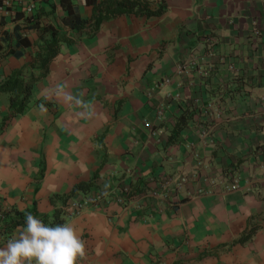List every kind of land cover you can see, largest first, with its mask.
<instances>
[{"label": "crops", "instance_id": "crops-1", "mask_svg": "<svg viewBox=\"0 0 264 264\" xmlns=\"http://www.w3.org/2000/svg\"><path fill=\"white\" fill-rule=\"evenodd\" d=\"M163 3L94 35L63 25L59 0L37 6L71 42L21 114L5 120L0 93V211L59 210L85 241L79 264H264V0ZM38 39L21 16L0 22V82L36 73Z\"/></svg>", "mask_w": 264, "mask_h": 264}, {"label": "trees", "instance_id": "trees-1", "mask_svg": "<svg viewBox=\"0 0 264 264\" xmlns=\"http://www.w3.org/2000/svg\"><path fill=\"white\" fill-rule=\"evenodd\" d=\"M79 2L82 5L91 6L90 18L87 21L82 20L77 7L70 0H59V6L66 13L62 18V23L73 31H86L89 35H94L98 30L99 24L110 18L121 15H137L146 18L157 17L165 10L163 0H157L156 4L154 0H79ZM24 22L27 29L39 31V39L33 56V63L37 65V70L36 73L32 71V64L24 65L0 82V93L9 95V114L5 117V120L24 111L29 102L33 85L47 74L49 63L58 53L60 45L71 42L65 32H60V30L50 24H40L38 17L35 15L24 18ZM16 40L28 45V40L24 37H17ZM28 69L30 72H28ZM25 73L28 74L25 75ZM91 186L92 182L78 183L73 186L67 195H55L51 197V201L58 198L62 203H65L76 193H86ZM8 214L11 215L8 216ZM25 215L15 210L0 211V233H10L13 228L23 225ZM40 219L53 224H60L63 221L59 210L54 211L50 221L44 217ZM249 236V233L244 234L241 241L248 239Z\"/></svg>", "mask_w": 264, "mask_h": 264}, {"label": "clouds", "instance_id": "clouds-1", "mask_svg": "<svg viewBox=\"0 0 264 264\" xmlns=\"http://www.w3.org/2000/svg\"><path fill=\"white\" fill-rule=\"evenodd\" d=\"M85 254V241L71 223L53 224L27 213L0 246V264H79Z\"/></svg>", "mask_w": 264, "mask_h": 264}, {"label": "built area", "instance_id": "built-area-1", "mask_svg": "<svg viewBox=\"0 0 264 264\" xmlns=\"http://www.w3.org/2000/svg\"><path fill=\"white\" fill-rule=\"evenodd\" d=\"M43 1L45 0H0V22L5 19L16 21L18 16L29 18ZM224 188L236 189L237 183L233 181Z\"/></svg>", "mask_w": 264, "mask_h": 264}]
</instances>
